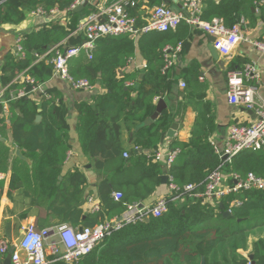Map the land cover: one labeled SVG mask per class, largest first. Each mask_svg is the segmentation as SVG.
<instances>
[{"label":"trees","instance_id":"trees-1","mask_svg":"<svg viewBox=\"0 0 264 264\" xmlns=\"http://www.w3.org/2000/svg\"><path fill=\"white\" fill-rule=\"evenodd\" d=\"M75 1L0 0V27L19 25L28 14L38 11L45 15H51L53 11L64 14L62 19L21 36L18 42L20 52H9L5 57L0 87L10 86L3 96L8 115L5 117L0 113V138L4 140L3 144L0 143V174H9L6 194L9 201L18 202L28 210L43 208L46 211L45 227L69 224L78 230L118 219L129 206L145 205L162 184V165L154 162V155L161 134L169 129L174 117L165 109L152 125L135 129L154 113L156 101L168 96L173 81L169 68H166L164 51L185 42L191 35V28L181 24L174 31L141 33L140 30L148 24L150 9L161 4L152 1L142 9L137 3L128 10V16L135 20L136 38L126 35L100 38L90 58L81 52L68 62V75L72 79L86 80L105 92L93 98L94 107L100 114L88 103L75 106L80 150L94 160L96 170L104 171L109 178L98 182L96 197H93L100 210L89 212L80 205L86 201L83 173L61 174L69 145L66 129L57 114V97L51 93L52 99H41L38 108L31 98L13 100L10 97L13 90L24 86L19 79L21 76L30 77L37 83L50 78L53 66L46 59L35 64L36 55L51 47H57L62 53L70 37L74 42L67 47L84 42L80 24L97 10L74 12L70 8ZM263 1L204 0L200 18L204 22L221 19L226 27H231L240 17L249 15L252 8H264L260 5ZM136 52L146 60L142 78L138 80L139 72L120 77L119 71ZM52 57L54 52L49 59ZM36 66L45 72L35 74L33 68ZM195 72L193 64L186 84H192ZM183 111L181 106L178 114ZM37 116L41 117L39 123L35 121ZM201 119L188 144L171 141L169 149L177 150L178 154L165 173L168 186L179 189L187 185L202 187L208 175L222 164L207 140L211 118L204 114ZM126 131H133L130 150L124 146ZM16 150L28 162L16 157ZM125 152H128V158H123ZM224 173L228 185L233 184V178L246 180L249 174L264 178V148L239 152L225 165ZM4 190L5 181L0 179V199ZM15 193L19 194V201L14 199ZM114 193H120L121 199L114 200ZM233 201L240 202V205L231 209L230 217H223V212ZM18 218L20 221L26 219L27 213L19 214ZM19 230V223L12 228L6 227L0 240L10 248ZM262 230L264 190L240 191L220 203L185 197L170 203L160 217L150 216L113 232L78 264H199L201 258H204V264H251L237 250H245L248 236ZM248 255L253 256L254 264H264V237L252 244Z\"/></svg>","mask_w":264,"mask_h":264},{"label":"built area","instance_id":"built-area-1","mask_svg":"<svg viewBox=\"0 0 264 264\" xmlns=\"http://www.w3.org/2000/svg\"><path fill=\"white\" fill-rule=\"evenodd\" d=\"M204 0H181L182 11L173 13L169 8L160 5L152 8L147 26L140 32L148 33L151 31L168 32L174 31L179 25L185 24L191 28H198L205 34L214 37L212 46L221 56H228L234 47L243 40L242 28L245 20L240 18L231 27H226L221 19H212L210 22L201 20L202 2ZM83 0H76L70 10L83 5ZM109 3V4H108ZM137 0H104V5L96 13L85 19L79 27L83 33L84 42L79 46L65 47L60 53L57 47H51L43 54L36 55V63L48 60L53 66V72L73 91L90 92L93 89L86 80H74L68 75V62L79 53L84 52L89 58L95 48L96 41L105 37H118L126 35L131 39L136 38L138 32L135 28V20L128 16V10L137 5ZM264 7V1L260 4ZM54 12V11H53ZM34 15H44L38 11ZM19 42V40H18ZM252 46L264 55V35L259 40L254 41ZM180 44L174 48H166L165 59L166 68L172 64L175 53L180 51ZM20 48L16 47V53ZM54 57L49 59L51 53ZM173 54V55H171ZM256 77L254 66H246L242 72H233L227 76V96L228 102L235 106H244L248 110H253L256 120L250 124L235 123L228 129L224 146L221 151L214 152L221 158L222 164L213 170L202 187L198 185H187L182 189L169 185L170 194L168 197L158 199L152 205L129 206L126 212L118 219L99 224L92 228H81L76 230L69 224H58L51 227L36 228L34 224H28L20 231L22 239L20 244L15 247L11 254L10 264H78L80 259L90 254L104 239L120 228L141 222L148 217H160L168 209L172 202L182 200L185 197L202 199L204 202L220 203L227 196L240 191L256 189L264 190V178H256L249 174L246 180L239 181L233 178V184H227V176L224 173L225 165L229 164L231 158L241 151L260 150L264 148V103L254 102V92L244 86L242 79ZM24 86L13 90L10 97L13 100L23 98H34L35 95L40 99L51 100L50 92L45 91L40 83L35 82L30 77L21 76L19 78ZM10 85L0 87V108L7 117V102L3 96ZM185 85L182 83L181 87ZM177 150L158 151L154 155V162L160 163L166 168V173L172 166ZM128 158V154H123ZM3 175L0 174V179ZM202 188V189H201ZM114 200L121 199L120 193L113 194ZM89 212H98L100 205L97 200L89 196L84 202ZM240 205V202L233 201L224 212L231 214V209ZM9 248L4 241H0V254L6 255Z\"/></svg>","mask_w":264,"mask_h":264},{"label":"crops","instance_id":"crops-1","mask_svg":"<svg viewBox=\"0 0 264 264\" xmlns=\"http://www.w3.org/2000/svg\"><path fill=\"white\" fill-rule=\"evenodd\" d=\"M83 1L84 6L81 10L96 9L98 11L104 5V0ZM152 1H158L161 5L169 8L173 13H180L182 11L181 0H138V5L140 4L141 8L144 9L146 5L152 3ZM214 1L217 2L219 0ZM254 9L255 12L250 10L249 15L240 17L245 20V25L242 28L243 40L234 47L226 60H223L224 56L219 54L217 60L213 59L208 49L210 46L208 37L210 36L198 28L190 27V37L180 44V51L175 53L172 64L168 69L173 84L168 96L163 99L167 107L166 110L170 115H173V123L178 124V129L172 139L165 138L163 144H159L157 152L170 150L169 146L173 140L188 144L193 134L197 132L199 123L202 121L201 116L204 114H208L211 118L210 133L207 140L213 150L218 151L223 149L225 138L231 125L235 123L250 124L256 120V115L253 110H248L244 106L231 105L228 102L227 96V76L233 72H242L246 66L250 65L254 66L256 77L250 79L243 78V84L254 92L253 98L256 104L264 103V55L252 46L254 41L259 40L264 35V8L255 7ZM151 10L152 9H150L149 14ZM63 16L64 14L58 11L52 12L51 15L28 14L19 25H5L0 27V78L5 57L9 52L17 54L14 49H16L18 40L21 36L42 29L50 22L62 19ZM73 42L72 37H70L67 39L65 46L67 47ZM193 64L195 65L196 72L192 84L189 85L186 84V78L189 75V68ZM145 66L146 60L140 53L136 52L134 57L129 60L126 67L119 71V76L121 77L133 72H139L141 73L140 75H142ZM33 71L37 75H39L41 71L45 72L43 68L37 69V66L33 68ZM140 75L138 80L141 79ZM182 83L185 85L184 87H181ZM40 84L45 91L57 97V114L67 132L69 150L67 159L61 167V174L65 175L66 173L76 171L83 173L86 179V187L84 190L85 197L87 198L89 195L91 197H96L98 182L101 180H109V178L104 171L96 170L94 168V160L84 156L80 150L76 133L78 112L75 106L79 103H88L95 112L100 114L99 110L94 107L93 98L105 92L98 85L93 86L90 92L73 91L67 83L62 81L54 72H51L50 78L46 82ZM129 84L130 83H128V85ZM32 100L38 108L41 100L40 96L35 95ZM181 106L184 108V111L179 115L178 111L181 110ZM249 111L250 114H248ZM0 113H2L1 108ZM7 135L8 141H10L9 133H7ZM132 140L133 131H126L124 146L129 150L132 147ZM125 153L128 154V152ZM25 161L28 162L27 159H25ZM164 174L162 170V176ZM1 175H3L2 179L5 181V193L0 199V236L1 232H3L6 227L12 228V226L17 223L20 224V230L28 224H34V226L39 229L44 228L46 226H44V218L47 214L46 211L43 208L28 210L18 204V202L14 204L9 201L6 196L9 174ZM169 194L168 185L162 183L156 188L154 194L147 199L145 205L153 204L158 199L168 197ZM13 196L16 201H19L20 196L18 193H15ZM82 207L87 210L86 203H84ZM23 212L27 213V218L20 221L18 215ZM5 222H8V224H5ZM263 237L264 230L256 231L254 234H251L247 238L246 249H238L237 253L248 259V253L251 251L252 244ZM6 255L0 254L2 263ZM202 259L204 258L200 259L199 264H201Z\"/></svg>","mask_w":264,"mask_h":264},{"label":"water","instance_id":"water-1","mask_svg":"<svg viewBox=\"0 0 264 264\" xmlns=\"http://www.w3.org/2000/svg\"><path fill=\"white\" fill-rule=\"evenodd\" d=\"M83 6L84 5L78 6L73 11L74 12L80 11L83 8ZM251 11L252 12H255V9L252 8ZM208 40L210 42V46L208 47V49H209V51L211 53V56L213 57V59H216L217 60L218 53H217V51L212 46L213 42L215 41V38L210 36V37H208ZM14 50L16 51V49H14ZM227 57L228 56H224L223 60H226ZM140 78H142V75H140ZM166 108L167 107H166L165 102L162 99H158L157 102H156V105H155V111H154V113L149 118L145 119V121L143 123H141L140 125H138L136 127V130H139L140 128H143V127H147V126L152 125L153 121H155L158 118V116ZM248 114H250V111L248 112ZM40 120H41V117L40 116H37L35 121L37 123H39ZM177 129H178V124L177 123H172L170 125L169 129L165 133H162L161 134L160 144H163L165 138L172 139L174 137ZM0 143H2V144L4 143L3 139H1V138H0ZM147 152L148 151H145V153H147ZM15 156L16 157H19V158H21L23 160H25V158H23V156L21 155V153H20L19 150H16L15 151ZM224 159H225V157L222 158V160H224ZM162 170H163V173H166V168L165 167H162ZM166 181H167V176L164 174L161 177V182L162 183H166ZM80 205L83 206L84 205V201H82ZM141 207H142V205H139V208H141ZM220 208L222 209V205H220ZM230 216L231 215L228 212H223V217H230ZM118 221H120V218L118 219ZM79 230H81V229H79ZM21 239H22V232L20 231L17 239L13 242V244L9 248V250L7 252V255H6L5 259L3 260V263L2 264H10L11 254L15 250V247H17L20 244ZM252 259H253V256L252 255H249L248 256V260L251 262V264H254V262L252 261ZM201 264H204V259L201 260Z\"/></svg>","mask_w":264,"mask_h":264}]
</instances>
